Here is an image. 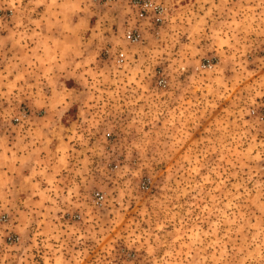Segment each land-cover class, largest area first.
<instances>
[{
  "label": "clouds",
  "instance_id": "clouds-1",
  "mask_svg": "<svg viewBox=\"0 0 264 264\" xmlns=\"http://www.w3.org/2000/svg\"><path fill=\"white\" fill-rule=\"evenodd\" d=\"M0 264H264V0H0Z\"/></svg>",
  "mask_w": 264,
  "mask_h": 264
}]
</instances>
